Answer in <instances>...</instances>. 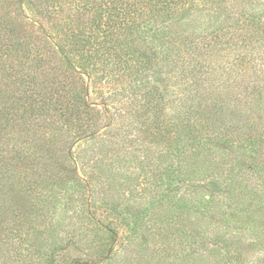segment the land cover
Wrapping results in <instances>:
<instances>
[{"label":"trees","instance_id":"1","mask_svg":"<svg viewBox=\"0 0 264 264\" xmlns=\"http://www.w3.org/2000/svg\"><path fill=\"white\" fill-rule=\"evenodd\" d=\"M133 123L168 142L165 167L212 166L194 192L236 194L246 154L238 210L264 218V0H0V212L17 175L52 194L54 176L30 174L77 167L79 141L122 147Z\"/></svg>","mask_w":264,"mask_h":264},{"label":"rangeland","instance_id":"2","mask_svg":"<svg viewBox=\"0 0 264 264\" xmlns=\"http://www.w3.org/2000/svg\"><path fill=\"white\" fill-rule=\"evenodd\" d=\"M136 127L122 147L79 141L77 167H45L28 177L54 176L56 193L26 191L17 175L9 190L13 210L0 212V264H48L51 257L53 264H264V218L238 210L246 203V154L236 153L233 163L236 194L213 186L194 192L195 170L212 166L192 158L165 167L174 164L168 142ZM65 152L57 148L56 158ZM221 167L225 176L229 166ZM206 206L216 208L211 217Z\"/></svg>","mask_w":264,"mask_h":264}]
</instances>
